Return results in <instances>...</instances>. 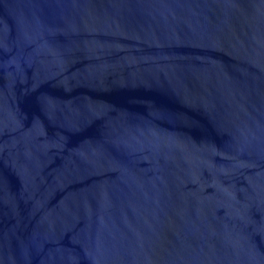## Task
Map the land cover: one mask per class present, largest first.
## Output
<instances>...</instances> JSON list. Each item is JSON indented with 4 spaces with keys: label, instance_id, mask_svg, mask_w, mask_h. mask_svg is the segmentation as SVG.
Listing matches in <instances>:
<instances>
[{
    "label": "water",
    "instance_id": "95a60500",
    "mask_svg": "<svg viewBox=\"0 0 264 264\" xmlns=\"http://www.w3.org/2000/svg\"><path fill=\"white\" fill-rule=\"evenodd\" d=\"M0 264H264V0H0Z\"/></svg>",
    "mask_w": 264,
    "mask_h": 264
}]
</instances>
